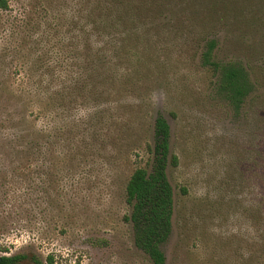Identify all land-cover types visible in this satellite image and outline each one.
I'll return each mask as SVG.
<instances>
[{
	"label": "rangeland",
	"instance_id": "obj_1",
	"mask_svg": "<svg viewBox=\"0 0 264 264\" xmlns=\"http://www.w3.org/2000/svg\"><path fill=\"white\" fill-rule=\"evenodd\" d=\"M7 1L0 10V89L11 105L10 96L27 85L28 29L67 16L77 0L64 2L68 8L61 0ZM192 1L200 14L183 52L177 50L183 42L168 43L170 54L159 55L171 62L168 74L134 102L128 129L109 128L111 143L104 131L94 162L74 167L71 176L58 148L29 145L14 156L20 150L10 143L0 103V256L24 255V264L32 258L47 264L49 256L53 264H151L124 220L130 212L124 190L136 168H150L156 114L167 121L170 152L178 158L176 167H166L173 192L171 234L161 246L166 264H237L251 247L250 211L254 200L264 203L262 167L251 168L255 159L264 163V144L255 140L264 118V0ZM198 37L218 40L217 61L248 67L256 93L241 119L215 100V78L199 66ZM23 121L30 139L46 122L29 112Z\"/></svg>",
	"mask_w": 264,
	"mask_h": 264
},
{
	"label": "trees",
	"instance_id": "obj_2",
	"mask_svg": "<svg viewBox=\"0 0 264 264\" xmlns=\"http://www.w3.org/2000/svg\"><path fill=\"white\" fill-rule=\"evenodd\" d=\"M7 9L8 1L0 0V10ZM199 14V4L192 0H77L67 16L46 22L42 28H29L27 85L10 96L11 105L4 100L5 89H0L1 119L12 131L14 152L20 150L14 156L29 145L58 148L68 177L81 164H92L98 147L106 144L104 131L110 132L112 126L119 131L128 129L134 102L168 74L171 62L160 53L169 55L171 47L166 44L175 48L183 42L177 49L182 53L186 35L198 24ZM197 40L199 66L215 78V100L227 107L234 119H241L247 101L256 93L248 67L239 60L217 61L216 38ZM25 112L33 121H46L34 139L22 134ZM258 122L255 140L264 144V118ZM152 132L150 168H136L125 185L130 212L124 220L131 226L135 247L151 264H166L161 246L171 234L173 215L166 167H176L178 158L170 152V127L161 114L155 115ZM110 134L107 143L115 141ZM261 164L255 159L251 168L261 166L264 174ZM262 200H254L249 217L255 223L253 243L243 249L237 264H264ZM25 260L20 254L0 256V264H24ZM32 261L41 264L35 258ZM47 261L53 264L51 256Z\"/></svg>",
	"mask_w": 264,
	"mask_h": 264
}]
</instances>
